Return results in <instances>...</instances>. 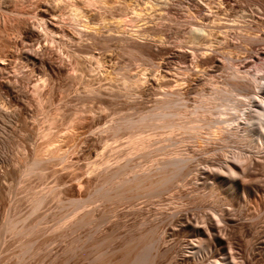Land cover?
<instances>
[{"label": "rangeland", "instance_id": "374dc122", "mask_svg": "<svg viewBox=\"0 0 264 264\" xmlns=\"http://www.w3.org/2000/svg\"><path fill=\"white\" fill-rule=\"evenodd\" d=\"M47 1L17 0L14 4H9V9L13 11L9 16L0 9V18H5L8 34L11 32L7 37L0 35V55L10 54L11 47L9 48L8 44L12 43L13 35L14 39L21 37L19 32L22 30L23 21L34 23L40 31L34 17L42 4L50 3ZM63 1L67 5L76 1L84 15L96 14L98 21L96 20L97 25L93 26L94 30L93 27L82 28V22L72 20L68 16V6ZM83 1L85 0H60L62 3L57 1L60 6L50 10L49 17L54 22L55 29L46 39L42 33L41 44L45 47L42 49L43 57L45 56L47 63L49 62L48 66L51 64V69L49 67L46 69V73L47 70L49 72L46 75L48 80L40 90V97L38 94L39 102H36L37 97L28 91L33 98L30 99L34 101L29 99L28 109L31 117L26 118L28 121L30 118L34 119L30 121L31 123L35 122L33 125L27 123L29 129H34L37 124V128L40 124H44L40 126L41 130L48 125L45 118L49 119L58 113L55 114L58 120H54L53 124L56 130L62 129L61 124L65 125L68 121L67 117L69 119L74 113L83 116L85 114L87 119L85 117L75 125L78 128H75L77 133L74 131L75 134L70 137L71 140L72 138L75 140L69 139L70 141L64 142L75 144V153L69 157L73 166L72 164L61 166L57 159H52L46 162L44 167L42 166L43 177L33 173L35 175L14 179L5 173L20 166L24 156L22 148L25 141L16 140L17 135L18 138L24 137L27 131L18 129L14 136L15 141L2 148L0 264H264V124L261 126L257 122L248 124L241 119L240 111L227 110L228 114L223 115L222 118H232V121L203 126L196 131V134L184 128L176 129L172 133H167L165 129L162 130L166 133L160 129V132L147 129L153 136L151 134L149 141L143 144V148L133 152L128 147V141L125 140L128 138L127 133L132 129L121 127L118 131L116 129V132H112L108 128V124L111 126L114 122L119 123L123 117L135 118L140 113V109L143 111L151 107L153 100L163 97L167 92L176 95L177 91V95H181L179 98L182 99L179 106L183 108L186 105L187 111L176 118V121L190 125L189 110L196 107L200 101L197 93L207 92L210 88L207 82L205 83L210 65L200 61L215 50L212 54L222 62L224 55L221 47L224 42L217 41L209 50H196L186 43L184 37L187 36L190 26L186 22L189 20L186 17V9L192 15L191 22L207 24L211 19V11L215 8L206 4L208 0H168L164 11L151 12V16L139 22H126L128 16L122 13L130 8V3H136L138 0H132L133 2L109 0L106 3L97 2L92 5ZM256 1L236 0L233 11L231 9L229 13L236 15L241 13L243 7H248L253 9L256 16L264 18V11ZM112 14L124 18L125 21L115 23L114 19H111ZM219 17L223 15L220 14ZM147 27H149L147 32L134 33V30ZM132 36V39H136L135 41L140 45L143 44L139 49L136 48V52H133L135 48L133 49L132 43L130 44ZM238 40L236 47L239 52L237 51L238 56H234L232 67L239 70L238 75L241 78L245 72H253V67L262 64V59L259 58L254 60L253 64L244 66L243 62L248 54L245 52V47L250 46V50L255 52L264 46V42L250 45L245 44L243 39L238 38ZM28 43L34 49L42 48L36 40H30ZM150 43H154L153 55L148 51ZM220 44L221 47H218ZM78 49L79 51L89 49L91 54L100 60L108 57L107 69L104 70L97 65L96 68L94 63L90 62H87L88 68H86L87 64L82 66L81 58L85 56L84 53L79 52L76 60L74 59L76 55L72 54L73 50ZM237 49L234 47L233 51ZM148 56H151V59ZM77 59L82 60V63ZM235 59L237 61H234ZM6 61H9V66L0 74V80L10 77L13 81H18L21 89L27 91L30 84L28 80H24L22 73H17L16 76L19 70L13 69L15 72L12 74L11 66L18 60ZM10 61L13 63L11 64ZM76 61H79L80 65ZM75 63L82 67L83 70L78 66L79 70H82L81 73L77 71ZM71 68H75L74 72ZM229 69L231 68L220 67L212 72L211 75L218 85L226 80ZM70 71L73 75L81 77L73 78L74 76H70ZM262 71L264 72L262 69L258 75H261ZM127 74L128 76L137 74L141 77V86L146 87L145 93L140 91L141 86L133 91L130 90L131 92L124 89L125 79L122 77ZM33 75L34 73L31 76L35 78ZM85 82L100 89L102 94L90 97L84 87ZM234 97V100L242 99L239 95ZM216 101L223 105L229 104L222 99ZM13 107L19 110L12 105L9 108ZM197 111L201 114L203 109L198 108ZM88 112L93 114L89 113V115ZM210 112L206 113L208 117L209 115L211 118L217 117L214 109ZM20 124L19 122L16 127ZM104 127L108 128V131ZM37 128L34 130L36 131ZM163 134H166L165 137ZM192 134L194 136L191 138ZM91 136L93 140L88 145L86 139ZM186 136L188 139H183L187 138ZM181 138L184 140V145H181L184 149L180 146V152H174L171 143L173 144L174 141L179 144ZM85 146H88V150H84ZM62 148L65 147L62 145ZM102 157L107 159V164H103L105 168L100 166L97 171L88 169L91 162L99 161ZM173 163L174 165H171ZM120 166H125L126 169L122 174H116L115 169ZM173 167L174 170L171 169ZM168 173L178 176L173 175L170 185L169 181L166 182L169 187L165 184L167 187L158 188L159 180L162 177L164 180ZM134 179L138 183L135 184ZM155 181L159 182L155 185L158 190L152 186ZM129 185L132 187L130 188ZM128 187L137 196L133 195ZM148 187L151 190H148ZM33 189L38 191L48 189V192L53 189V192H47L42 205L31 212L27 197ZM124 189L130 190L127 193L132 195L128 194L132 199L126 198L128 196ZM152 189L156 194L151 196V193L155 192ZM122 193L124 196L119 197ZM8 220L14 221L13 231L17 233L6 229Z\"/></svg>", "mask_w": 264, "mask_h": 264}, {"label": "bare ground", "instance_id": "6f19581e", "mask_svg": "<svg viewBox=\"0 0 264 264\" xmlns=\"http://www.w3.org/2000/svg\"><path fill=\"white\" fill-rule=\"evenodd\" d=\"M45 1H47V0H45ZM57 1L60 2V0H49V1H47V2H50V3H48V4H42V7L36 13V15H35L34 18H35V22L37 23V25L40 28V31H38V29H37V27H36V25L34 23H29L28 21H23L22 30L19 32V35H21V37L14 39L15 36L13 35V39H11L12 40V43L8 44L9 45V48L11 47V52L8 51V52H10V54L8 53V54H5L4 56L0 55V74L3 73L8 68V66H9L8 65L9 64V61H6V60H12V59H14V62H16L15 61V59H16V60H18V62H16L14 65H12L11 66V69L12 70L15 69L16 71L19 70V72H16V76H17V73L18 74L19 73L20 74L22 73V75L24 77V80L25 79H26V81L28 80V83L30 84V87L28 85L29 88H27V91H26V89H21L20 88L18 81H13L10 77L9 78H6V79H3V80L2 79L0 80V155L2 153V148L3 147L8 146L9 144L13 143V141H15L14 140V136H16L15 133H16V131L18 129L23 130L24 132L27 131V132H25L26 134H25L24 137L21 136L22 138L21 137L18 138V135H17V140L16 141H22V142L25 141V142H23V148H22V150L24 152V154H23L24 156L22 157V161H21L20 166H17V168H13V169L11 168L12 170H10V171H8V172L5 173V175H9V176L11 175L12 177H14V179H16V178L17 179L18 178H23L24 176H28V175H31L33 173H35V174L37 173L38 175H40L41 177H43V167H44L43 165L44 164L46 165L47 164L46 162H50V160H52V159H54V160L57 159L58 160V163L59 162L61 163V166L62 165L63 166H68V165L72 164V163H70L71 160H69V157H70V155H72L73 153H75L74 152L75 144L72 143V142H70V143L68 142L67 144H65L64 142L65 141H68L69 139L71 140L70 137H72L75 134V132H76L75 131V128H77V127H75V125L76 124H79L86 117L85 114L83 116V114H79V113H74L73 114V113H71L73 115H71V116L68 115L70 118L68 119V117H67L66 120H68V121L65 122L66 124L65 125L64 124H61L63 128L62 129L61 128L60 129L57 128L56 130H54V128H56V126H53V124L55 123L54 120H58V118L56 119V116H55V114H58V113H55L54 112L55 114L53 115V117L51 116L52 118L50 117L48 119V117L45 118V115H44V117L42 116L43 118L47 119V121H48L47 122V124H48L47 127H44L43 126L44 128L40 130V126H42L44 124H40L38 128L36 127L38 125L37 124V125L34 126V129L35 128L38 129V130L36 129V131H37L36 132L32 128L29 129L28 126H27L28 125L27 123H29L31 120H34V119H31V118H30V121L27 120V119H29V117H31V115H30L31 112H29L28 104H29V99L32 98V96L30 97V94H28V91H30V93L34 97H37V100H35V101L36 102H39L40 100L38 99V94H39V97H40V94H41L40 93L41 92L40 90L45 85L46 81L48 80L47 77H46V75L49 72L47 70V73H46V69L48 67L51 69V67H50L51 64L48 66V63L49 62L47 63V61H46L47 59H45V56L43 57L42 49H43L44 46H42V44H41V42H42L41 41V36H42V33H43V35H45L44 38L46 39L49 36V33L53 32V30L55 29L54 22L50 19L49 13H50V10L51 9H55L56 6H60V5H58ZM108 1L109 0H85V1H83V3H85V4H91L92 5L93 3H97V2L106 3ZM128 1L133 2V1H136V0H133V1L132 0H128ZM15 2H17V0H0V9L3 10V12H5L7 16L12 15L13 14V11H11L9 9V4H11V3L14 4ZM74 2L75 3L70 2L69 5H67L64 2L68 6V10H69L68 11L69 12L68 16L72 20H76L78 22H82V28H92L93 26L95 27V25H97V22H96V20H97L96 14H92V15H88V16L87 15H84L83 14V11L81 10V6L78 5L76 3V1H74ZM256 2H258V5L264 11V0H257ZM60 3H62V2H60ZM206 4L209 7H214L215 8L214 11H211V13H212L211 14V19H210L209 23H207V24H204V23H201V22H197V21L191 22L192 20L190 18L192 17V15H190V12L188 11V9H186V17L189 20L188 21L185 20V21L190 26H189L188 31H187V36L184 37V41L186 43H189L192 47L196 48V50L197 49L209 50V48H213V45L216 44L217 41L221 40V41L224 42V44L221 43V44H223L222 47H221V44L218 45V47L220 46L223 49L222 50V53H223L224 56H222V57L224 59L222 60V62L217 59V57H216L215 54H212V53H215L214 52L215 50L212 51V53H210V54L207 53L208 55H205L206 56L205 59L203 60V58H202V61H200V62H203V64L204 63L205 64L207 63V64L210 65V69H208L209 72L208 73L206 72L208 75L205 74L206 76H208L205 79V80H207V81H205V83L207 82V84L209 85L208 86V87H210L209 88V91H207V92H205V91L204 92L203 91L201 92L200 91V93H197L196 92L197 94H199L198 96L200 98V101H199V104L196 107H193L191 110H189V114H191V117H190L191 120H189L190 125H185L183 123H180V122H177L176 121V118H178L185 111H187L186 105L183 108H181L179 106V104L181 103L180 101L182 99L179 98L181 95L180 96L177 95L178 94V91H177V94L176 95L170 94L171 92L170 93L167 92V91H166L167 93L164 92L165 94L163 93L164 94L163 97L161 96L160 98H157L156 100H153L154 103H152L153 105L151 107H149V108L146 107L147 109H144L145 111L144 110L141 111V109H140V113H138V115L136 117L134 116L135 118H133V117H125L124 118L123 117L124 120H122L123 119L122 118L121 121H119V123L118 122H114V123H112L114 125L111 124V126H109V124H108L109 130L111 129L112 132H116V129L118 131V129L121 128V127L122 128H128V130L129 129L130 130L132 129V131H129L127 133L128 134V136H127L128 138L126 137L127 139H125V140L128 141L127 142V144L129 145L128 147H129L130 150H132V152L135 151V150L141 149V147L143 146V144L146 141H149L150 136H151L152 133L150 134L147 131V129H149V131H150V129L151 130L154 129L156 131L159 130V129L160 130H162V129L164 130L165 129V130H167L166 131L167 133H172L176 129H182V128H184V130L188 129L189 132L192 131V133L194 132V134H196V131L198 129H200L201 127H203V126H207L208 127V126H211L212 124H215V123H220V122L223 123V122H227L229 120L232 121L233 120L232 118L231 119H226V118L224 119V118H222L223 115H227L228 114L227 113V110H232L234 112L235 111H238V112L240 111L239 114L241 115L240 116L241 119L243 121H245L246 123H248V124H253V123L255 124L256 122H257V124L259 123L260 126H261V124H264V72L262 71L261 72L262 74L261 75L260 74L258 75V73L262 69L264 70V46L261 47V48H259L255 52H252V49L250 50V48H251L250 46L249 47L248 46L245 47V52H247L248 54H247V56L245 55L246 56V59L243 62V65L244 66H247V65L253 64L254 63V60L260 58V59H262V64L261 63H258V64H261L262 66L260 65L261 66L260 67V66L256 65L252 69L253 72H245V75H242L243 77H241V78H243V80H239V79H241V78H239V75H238L239 70L237 68L232 67L233 66L232 63H233L234 56H238L237 55L238 49L236 47V44L239 41L238 38H240V40L243 39L242 41L245 44H250V45L251 44L253 45L254 43H258V42L261 44V42H264V18L259 17V15H257L258 16L257 17L254 14L253 9L252 8L249 9L248 7H243V9L241 10V13H239V14L230 15L229 12H230L231 9L233 11V7H235L236 0H217V1L208 0V1H206ZM167 5H168V0H159V1H157V0H138L136 3L135 2H133L132 4L130 3V6H129L130 8L129 9L126 8L128 10L125 11L124 14L122 13V15L128 16L127 17L128 19H127L126 22H129V21L130 22H139V21L145 19V17L151 16V12H154V11H157V10L158 11H161V10L164 11L166 9ZM254 9H256V8H254ZM129 14H130V16H129ZM155 14H157V13H155ZM220 14H222L223 17H219ZM113 15L114 14H112L111 19H114V22L115 23H121L122 21H125L124 18H120L117 15H114V16ZM159 16H161V15H159ZM103 20H105V19H103ZM127 24H129V23H127ZM118 25H120V24H118ZM94 27H93V30H94ZM148 28L149 27L144 28V29H140V30H134V33H137V34L138 33H144V31L149 30ZM93 30L91 29V31H93ZM8 32L9 31L5 27V18H3V19L0 18V35L3 34V35H6L5 37H7L11 33L10 32L8 34ZM92 33H94V31ZM149 33H151V32H149ZM92 35H94V34H92ZM136 36H138V35H136ZM110 38H111V36H110ZM130 38H131L130 40H132L130 42V44L132 43L131 45L133 46V49L135 48V51H133V52H136V48L139 49L141 46H143V44L140 45L137 41H135L136 39L135 40L132 39L133 36L130 37ZM140 38H142V37H140ZM30 40H36L37 43H39L40 47H42V48L41 49H34V48H32V46L28 43ZM113 40H114V38H113ZM100 42H102V41H100ZM116 43H118V42L116 41ZM233 44H235V46ZM148 46H150L149 47V50H148L150 52L149 54L150 55H153L154 54V51H155V48H153L154 47V43L153 44L150 43V45H148ZM230 46H232V47H230ZM225 47H227V49H225ZM228 47H230V48H228ZM234 47L237 49L236 51H233ZM84 48H85V46H84ZM231 48H233V49L231 50ZM75 51L73 50V53H72V54L76 55V57L73 56V58L75 57L74 58L75 60H76L77 54H79V52H81V53L83 52L84 55H85L84 57L82 56V58H81L83 61L80 60V59H77V60H80V62L81 61L83 62L82 66H85L87 64V62H90L92 64L94 63L95 66L96 65L99 66V68L102 67V68H104V70L107 69L106 62H108L107 61L108 57H105L106 59L103 58L102 60L97 59L94 55L91 54V51H89V49H87V51L86 50L85 51H79V49L76 52ZM130 51H132V50H130ZM138 52H140V51H138ZM140 53H142V51ZM201 53H203V52H201ZM216 53H217V50H216ZM8 58H11V59H8ZM234 61H237V60L235 59ZM10 62H11V64L13 63L12 61H10ZM80 62L78 61L77 63L79 64ZM75 65L77 66L76 63H75ZM78 66H77V69H78L77 71H80V73H81L83 69H82L81 66H79L82 69V70H79L80 68H78ZM97 66H96V68H97ZM25 67L28 68V69L25 70L24 69ZM90 67H89V69H90ZM220 67H221V69H222V67L223 68L224 67H228V68H231V69H229V74H228V76H226L227 77L226 80L224 79L225 81L223 80L222 83L220 85H218L217 84V81L214 80V77L211 74H213L212 72L216 71V69H218ZM22 68L24 70H22ZM86 68H88V64H87ZM86 68H84V69L86 70ZM74 69L71 68V70H73V72H74ZM15 70L12 71V74H14L13 72H15ZM202 71H204V70H202ZM32 73H34L35 76L34 75L33 76L35 78H33L31 76ZM69 73H70V76H74L73 78H75L76 76L81 77L80 75H76V76L73 75V73H71V71ZM66 74H67V72H66ZM124 74H125V72H124ZM67 75L69 76V74H67ZM30 77H32L33 79L30 78ZM79 77H77V79ZM196 77H197V75H196ZM122 78L125 79V80L122 79V80H124V83H123V81H122V83L124 84V87H125L124 89H126L127 92L130 91V90L133 91L134 89L140 88V86L142 85L141 84V82H142L141 77L138 76L137 74L136 75H133V76H128V74H127V76H125V77L123 76ZM16 79L17 80H20L18 78H16ZM22 80H23V78H22ZM153 80L156 82L155 79H153ZM158 80H161V79H158ZM198 80H200V78ZM171 85H173V84H171ZM84 87H85L87 93H89L90 97L91 96L92 97L93 96H99V95L102 94L101 93L102 91L100 89H96L95 87H93L91 85H88L86 82L84 84ZM168 87H171V86H168ZM145 88L144 87L142 88V86H141V88H140L141 90L140 91H142V93L143 92L145 93V91H146ZM81 90H83V89H81ZM202 90H204V88ZM205 90H207V88H205ZM137 91H139V90H137ZM114 93H116V92H114ZM173 93H174V91H173ZM103 95H104V93H103ZM237 95L241 96L242 99L239 98V99L234 100V98H235L234 96H237ZM83 98L84 97H82V99ZM32 99H30V100H32ZM217 99L225 100L229 104L228 105H223V103H218L216 101ZM85 100H87V99H85ZM32 101H34V100H32ZM36 102H35V104H36ZM11 105L18 107L19 110L17 111L15 109V107L9 108ZM37 105H35V106H37ZM39 105H40V103H39ZM239 107L242 108V109H240ZM198 108H202L203 109V111H202L201 114L198 113V111H197ZM213 109L216 111V114H217V117L216 118H211L210 115H209V117L207 116V114L211 113L210 111L213 110ZM89 113L91 114V112H88V114ZM34 114H33V116H34ZM89 115H87V116H89ZM33 116H32V118H33ZM54 116H55V119H54ZM42 117H41V119H43ZM61 118H62V116H61ZM64 118H66V117L64 116ZM45 119H43V120H45ZM86 119H87V117H86ZM35 120H36V118H35ZM63 120L65 121V119H63ZM26 121H28V122H26ZM16 122H17V124L20 122L21 123L20 126L16 127L17 126ZM33 123L35 124V122H33ZM33 123L30 122L31 125H33ZM40 123H41V121H40ZM42 123H44V121ZM62 123H63V121H62ZM59 124H57V125H59ZM45 125H46V123H45ZM105 128L106 127H104V129ZM108 128H106V130ZM104 129L102 128V130H104ZM160 130H159V132H160ZM166 132L163 131V133H166ZM156 134H158V133L156 132ZM117 135H118V133H117ZM165 135H164V137H165ZM152 136H153V134H152ZM193 136L194 135L192 134L191 138ZM160 137H161V134H160ZM75 138H77V137H75ZM171 138H172V136H171ZM171 138H169V141L172 140ZM111 139H112V137H111ZM160 139H162V138H160ZM167 139H166V141H167ZM183 139H188V137L187 138L184 137ZM183 139H182V141L179 142V144H177V142L174 143V141H173V144L171 143V145H172L171 147H172V149H173L174 152H177V151L180 152L179 150H181L180 148L182 147L181 145L183 144V141H184ZM193 139H196V138H193ZM72 140L74 141L75 139L72 138ZM92 140H93V137L92 136L90 138H87L86 139V141H87L86 144L89 145V143ZM62 145L65 148H62ZM168 145H167V147H168ZM84 148H85L84 150H88V146H85ZM110 148H112V147H110ZM106 161H107V159L104 158V157H102V159H100L99 161H96V162L93 161V162H91V164H90V166H89L88 169H90L92 171H94L96 169V171H97V169L100 168V166H103V167L105 166L103 164H105ZM174 163H175V160H174ZM174 163L171 164V165H174ZM165 164H167V162ZM175 165L176 166H179L177 164H175ZM72 166H73V164H72ZM163 166H161V167H163ZM124 167L125 166H120L117 169H115V170H117L116 171V174L117 173L118 174H122L124 172L123 170L126 169ZM170 167H169V169H170ZM163 168H165V167H163ZM73 169H75V168L73 167ZM167 169L168 168H166V170ZM169 169H168V171H170ZM171 169L174 170V167L171 168ZM178 169H179V167H178ZM175 170H177V168ZM88 171H86V172H88ZM70 172H72V170ZM164 172H166V171H164ZM176 172L177 171H175V173ZM169 173H171V172H169ZM169 173H168V175H169ZM172 173H174V171ZM35 174H33V175H35ZM38 175H36V176H38ZM164 175H166V174H164ZM168 175H167V177H164V180L162 179L163 177L161 178V180H159L160 181V184H159V182H157L159 185H157V183H156L157 180H156L154 182V184L152 183V186L155 187L156 190H158V188L160 186L167 187V186H165V184H167L166 182L169 181L168 182V184H169L170 181H171V183H172V180H173L172 177H173V175H177V174H172V175L170 174L169 176ZM113 176H114V174H113ZM1 177H2V174H0V179H1ZM174 179H175V177H174ZM121 180H123V179H121ZM134 180H135V184L138 183V182H136V179H134ZM138 181H140V180L138 179ZM78 182H80V181L78 180ZM150 182H153V181H150ZM120 183L123 184V182H120ZM155 185H157L158 188ZM169 185H168V187H169ZM131 187L132 186H130V188ZM136 187L137 186H135V188ZM135 188H133L134 191H135ZM53 189H55V188H53ZM53 189L52 190L50 189L51 192H53ZM126 189H124V192L126 191V193H127L128 190H126ZM162 189H163V187H162ZM137 190L140 191L139 189H137ZM148 190H151V189L149 188ZM153 190L154 189H152V191ZM48 191H49L48 189H47V191H45V190H43V191L42 190H39L38 191V190H34L33 189L30 192V194H29V196L27 198H29V201H30V206H31L30 209H31V212L36 211L42 205V203L46 199V195H47V192ZM159 191H161V190H159ZM51 192H48V193H51ZM142 192H144V191H142ZM149 192L151 193V191H149ZM56 193H54V194H56ZM132 193H134L133 195H135V192L132 191ZM136 193H139L140 194V192H137V191H136ZM145 193L147 194V191ZM154 193L156 194V191L153 192V193H151V196H152V194L154 195ZM128 194L129 193H127V196H128ZM116 196L118 198V192H117V195ZM120 196H124L123 193H122V195H119V197ZM130 196H132V195H130ZM130 196L126 197V194H125V197L126 198H129ZM135 196H137V195H135ZM117 200L119 201V198ZM6 224H7V226L6 225L5 226H6V229L8 231H13L14 230V227L15 226H14V221L13 220H8L6 222ZM14 233H17V231H15Z\"/></svg>", "mask_w": 264, "mask_h": 264}]
</instances>
